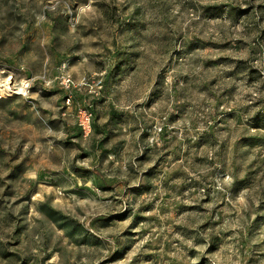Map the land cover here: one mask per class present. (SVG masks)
I'll return each instance as SVG.
<instances>
[{
  "label": "rangeland",
  "instance_id": "374dc122",
  "mask_svg": "<svg viewBox=\"0 0 264 264\" xmlns=\"http://www.w3.org/2000/svg\"><path fill=\"white\" fill-rule=\"evenodd\" d=\"M0 83V264H264V0H0Z\"/></svg>",
  "mask_w": 264,
  "mask_h": 264
},
{
  "label": "built area",
  "instance_id": "2783aa9c",
  "mask_svg": "<svg viewBox=\"0 0 264 264\" xmlns=\"http://www.w3.org/2000/svg\"><path fill=\"white\" fill-rule=\"evenodd\" d=\"M63 83L67 87L71 86L73 84L72 78L70 76H65ZM67 102H71V97L67 98ZM78 119V123L81 128L87 133L90 132L92 129V113L88 109L82 108L79 111Z\"/></svg>",
  "mask_w": 264,
  "mask_h": 264
},
{
  "label": "bare ground",
  "instance_id": "6f19581e",
  "mask_svg": "<svg viewBox=\"0 0 264 264\" xmlns=\"http://www.w3.org/2000/svg\"><path fill=\"white\" fill-rule=\"evenodd\" d=\"M0 88H3V84L0 83Z\"/></svg>",
  "mask_w": 264,
  "mask_h": 264
}]
</instances>
